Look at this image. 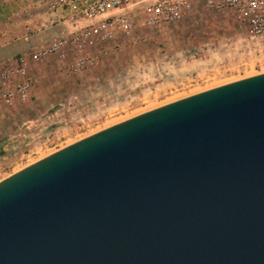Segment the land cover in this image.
Masks as SVG:
<instances>
[{
    "label": "water",
    "instance_id": "95a60500",
    "mask_svg": "<svg viewBox=\"0 0 264 264\" xmlns=\"http://www.w3.org/2000/svg\"><path fill=\"white\" fill-rule=\"evenodd\" d=\"M58 26L24 40L47 43ZM0 264H264V73L108 126L2 179Z\"/></svg>",
    "mask_w": 264,
    "mask_h": 264
},
{
    "label": "rangeland",
    "instance_id": "374dc122",
    "mask_svg": "<svg viewBox=\"0 0 264 264\" xmlns=\"http://www.w3.org/2000/svg\"><path fill=\"white\" fill-rule=\"evenodd\" d=\"M37 1L0 4V83L7 81L0 84V181L108 126L264 73V35L203 3L164 26H136L130 36L80 49L68 45L37 60L34 51L47 43L24 40L33 33L25 22ZM20 83L29 84L24 96Z\"/></svg>",
    "mask_w": 264,
    "mask_h": 264
},
{
    "label": "built area",
    "instance_id": "2783aa9c",
    "mask_svg": "<svg viewBox=\"0 0 264 264\" xmlns=\"http://www.w3.org/2000/svg\"><path fill=\"white\" fill-rule=\"evenodd\" d=\"M4 1L0 0V4ZM37 3L35 14L25 22L27 29L37 31L56 24L69 29L34 51L33 58L37 60L59 53L68 45L80 49L111 40L117 34L130 36L136 26H164L180 19L196 3H203L208 10L229 11L251 33L264 35V0H38ZM0 84L5 87L7 81ZM28 86L20 83L16 88L24 96ZM10 96V91L2 94L7 101Z\"/></svg>",
    "mask_w": 264,
    "mask_h": 264
},
{
    "label": "crops",
    "instance_id": "0c3cea01",
    "mask_svg": "<svg viewBox=\"0 0 264 264\" xmlns=\"http://www.w3.org/2000/svg\"><path fill=\"white\" fill-rule=\"evenodd\" d=\"M37 5H38V3H37ZM37 5H36V6H37ZM39 7H40V6H39ZM35 9H36V7H35ZM33 15H34V14H33Z\"/></svg>",
    "mask_w": 264,
    "mask_h": 264
}]
</instances>
